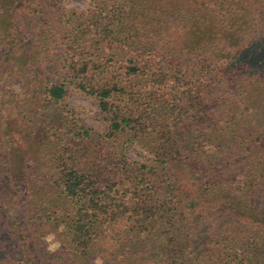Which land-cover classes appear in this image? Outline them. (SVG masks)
Here are the masks:
<instances>
[{
	"label": "trees",
	"instance_id": "trees-1",
	"mask_svg": "<svg viewBox=\"0 0 264 264\" xmlns=\"http://www.w3.org/2000/svg\"><path fill=\"white\" fill-rule=\"evenodd\" d=\"M69 1L0 0V264H264V0Z\"/></svg>",
	"mask_w": 264,
	"mask_h": 264
},
{
	"label": "rangeland",
	"instance_id": "rangeland-1",
	"mask_svg": "<svg viewBox=\"0 0 264 264\" xmlns=\"http://www.w3.org/2000/svg\"><path fill=\"white\" fill-rule=\"evenodd\" d=\"M88 6L89 3L86 0H71L67 4V7L77 9L79 11L87 8ZM67 102L72 108H75L78 116L85 124L100 132L104 131L106 122L94 101L81 93L70 91ZM131 155L134 161H143L142 157L134 152H132ZM55 246V244L51 245L52 248Z\"/></svg>",
	"mask_w": 264,
	"mask_h": 264
}]
</instances>
